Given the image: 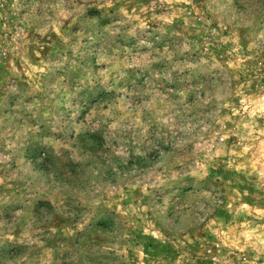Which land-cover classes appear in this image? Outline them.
<instances>
[{"label":"rangeland","instance_id":"obj_1","mask_svg":"<svg viewBox=\"0 0 264 264\" xmlns=\"http://www.w3.org/2000/svg\"><path fill=\"white\" fill-rule=\"evenodd\" d=\"M0 264H264V0H0Z\"/></svg>","mask_w":264,"mask_h":264}]
</instances>
